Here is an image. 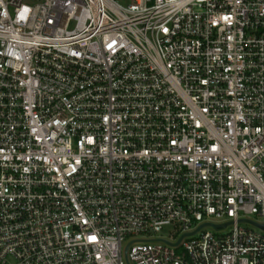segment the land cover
<instances>
[{"label":"built area","instance_id":"built-area-1","mask_svg":"<svg viewBox=\"0 0 264 264\" xmlns=\"http://www.w3.org/2000/svg\"><path fill=\"white\" fill-rule=\"evenodd\" d=\"M251 215L264 0H0V264H264Z\"/></svg>","mask_w":264,"mask_h":264},{"label":"rangeland","instance_id":"rangeland-1","mask_svg":"<svg viewBox=\"0 0 264 264\" xmlns=\"http://www.w3.org/2000/svg\"><path fill=\"white\" fill-rule=\"evenodd\" d=\"M117 1H119L120 3H122L124 5H127L130 2V0H117ZM250 218L253 220H257V221H263L264 220L263 218H260L257 215H251ZM212 219L215 221L214 218H212ZM242 225L245 227L252 228L254 230H258V231L261 230L260 228L255 227L254 225H252L250 223H242ZM208 230H211V228H208ZM173 232H174L173 226L168 225V226H164L163 230L159 233H156L155 235H157V237L163 236L165 238H176L177 235H174Z\"/></svg>","mask_w":264,"mask_h":264},{"label":"water","instance_id":"water-1","mask_svg":"<svg viewBox=\"0 0 264 264\" xmlns=\"http://www.w3.org/2000/svg\"><path fill=\"white\" fill-rule=\"evenodd\" d=\"M241 222L251 223V224L255 225L256 227H258V228L264 230V224L257 223V222H255V221H253V220H250V219H241ZM228 224H229V223H225V224H222V225H217V224L208 223L207 225H210V226H212L213 228L217 229V228H219V227H225V226H227ZM202 226H204V225H201L198 229H196L194 232H192V233H190V234H194V233H196V232H197ZM181 238H182V237H181ZM144 240H146V239H138V241H144ZM180 240H181V239H180ZM180 240H179V241H180ZM179 241L176 242V243H171V244H172V245H177V244L179 243Z\"/></svg>","mask_w":264,"mask_h":264}]
</instances>
